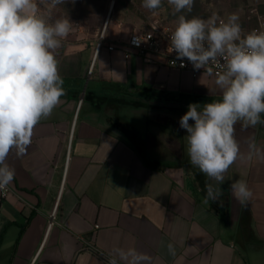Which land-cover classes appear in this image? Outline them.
Listing matches in <instances>:
<instances>
[{
  "label": "crops",
  "instance_id": "1",
  "mask_svg": "<svg viewBox=\"0 0 264 264\" xmlns=\"http://www.w3.org/2000/svg\"><path fill=\"white\" fill-rule=\"evenodd\" d=\"M133 30L108 26L97 51L99 39L81 27L62 40L56 56L65 95L35 126L27 152L6 160L15 177L0 200V264H108L118 247L147 253L152 264H264V160L238 159L220 201L208 204L205 184L216 182L190 164L186 130L173 153L153 160L146 117L166 119L167 105L182 117L190 103L221 93L207 71L135 55L126 45ZM241 124V152L249 138L264 150V125ZM165 140L160 134L162 150ZM235 180L253 192L246 206L232 195Z\"/></svg>",
  "mask_w": 264,
  "mask_h": 264
},
{
  "label": "clouds",
  "instance_id": "2",
  "mask_svg": "<svg viewBox=\"0 0 264 264\" xmlns=\"http://www.w3.org/2000/svg\"><path fill=\"white\" fill-rule=\"evenodd\" d=\"M63 3L65 0H0V190L15 177V170L6 162L9 154L14 151L19 158L27 152L35 126L52 114L65 95L56 53L73 23L68 17L50 21L42 12V6L51 12ZM194 3L167 0L174 15L191 13ZM161 6L162 0H142V7L150 11ZM170 44L177 58H186L195 69H207L210 75L209 65L219 69L215 84L220 99L190 103L179 121L187 132L190 164L216 182L205 184L204 203L218 202L225 174L238 159L264 160V150L254 138H249L246 154L236 138L238 122L245 129L264 125V31L245 34L237 13L226 19L216 13L207 19L181 14ZM230 188L242 206L253 196L245 180H235ZM166 248L175 255L173 243ZM152 259L136 248L118 247L108 264H152Z\"/></svg>",
  "mask_w": 264,
  "mask_h": 264
},
{
  "label": "rangeland",
  "instance_id": "3",
  "mask_svg": "<svg viewBox=\"0 0 264 264\" xmlns=\"http://www.w3.org/2000/svg\"><path fill=\"white\" fill-rule=\"evenodd\" d=\"M111 2L112 0H65V3L57 5L51 12L42 6V12L45 18L50 21L68 17L73 23L72 30L81 27L88 36L95 34L97 39H99L105 25L106 28L118 26L126 33L132 29L149 27L154 22L176 27L178 16L181 14L187 18L198 16L207 19L216 13L221 18L226 19L229 14L237 13L244 33L264 22V0H195L191 13L182 12L175 15L172 7L167 4V0H162V6L152 11L142 7V0H116L113 10L109 13ZM153 11L156 14H153ZM166 108L168 116L166 119L158 116L146 117L150 124V130L146 128V132H149L147 139L153 146L150 151L153 160L159 161L163 156L162 154L166 152L169 154L170 151L168 150H172L170 153H173L176 146L182 142L179 133L181 116L175 115V107L167 105ZM163 121H166V124ZM162 133H166L168 139L165 140L166 150H162L164 149V147L162 148L164 143L160 141V134ZM176 138L177 142L175 141ZM159 144H161V148Z\"/></svg>",
  "mask_w": 264,
  "mask_h": 264
},
{
  "label": "built area",
  "instance_id": "4",
  "mask_svg": "<svg viewBox=\"0 0 264 264\" xmlns=\"http://www.w3.org/2000/svg\"><path fill=\"white\" fill-rule=\"evenodd\" d=\"M174 29L175 27H172L168 24L154 22L151 23L149 27L133 30L127 37L126 45L129 49L133 51L135 55L140 56L142 58H148L150 56H153L155 58H158L164 65L170 68H175L178 70H188L192 71L193 73H196L198 71L208 72L207 69H195L186 58H184L183 60L177 58V54L175 51L172 50L170 44V36ZM253 30L264 31V22L259 23L256 28L248 32H251ZM105 34L106 25L104 26L100 34L99 40L95 46L96 51L102 46ZM107 48L109 50L113 49L111 46H107ZM209 67L211 68L212 75L215 76V73L219 71V69L215 65H209ZM91 68L92 65L89 69L88 75L91 73ZM8 191V187L3 190H0V200L5 198ZM56 208L57 203H55L53 209L49 214V224L47 225L46 232L49 231L50 227L53 224V221L55 220ZM93 251L97 253L96 250Z\"/></svg>",
  "mask_w": 264,
  "mask_h": 264
},
{
  "label": "water",
  "instance_id": "5",
  "mask_svg": "<svg viewBox=\"0 0 264 264\" xmlns=\"http://www.w3.org/2000/svg\"><path fill=\"white\" fill-rule=\"evenodd\" d=\"M114 3H115V0H112L111 6H110V9H109V13L112 11V9L114 7Z\"/></svg>",
  "mask_w": 264,
  "mask_h": 264
},
{
  "label": "trees",
  "instance_id": "6",
  "mask_svg": "<svg viewBox=\"0 0 264 264\" xmlns=\"http://www.w3.org/2000/svg\"><path fill=\"white\" fill-rule=\"evenodd\" d=\"M116 1V0H115ZM114 5H115V3H114ZM114 8V7H113ZM113 10V9H112Z\"/></svg>",
  "mask_w": 264,
  "mask_h": 264
}]
</instances>
